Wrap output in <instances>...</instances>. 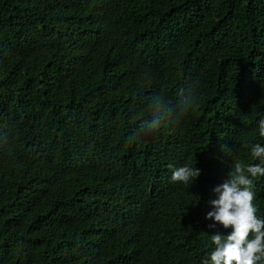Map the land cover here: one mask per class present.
Instances as JSON below:
<instances>
[{"label":"trees","instance_id":"1","mask_svg":"<svg viewBox=\"0 0 264 264\" xmlns=\"http://www.w3.org/2000/svg\"><path fill=\"white\" fill-rule=\"evenodd\" d=\"M190 86L186 117L143 131ZM260 119L264 0H0V264H202Z\"/></svg>","mask_w":264,"mask_h":264},{"label":"clouds","instance_id":"2","mask_svg":"<svg viewBox=\"0 0 264 264\" xmlns=\"http://www.w3.org/2000/svg\"><path fill=\"white\" fill-rule=\"evenodd\" d=\"M177 95L179 100L173 109L164 104L163 97L157 96L153 100L154 119L147 123L141 121L143 131H156L169 119L179 120L193 110L196 104L193 87L181 89ZM258 131L260 137H264V119L258 121ZM137 137L133 133L129 140ZM251 157L259 163L244 165L234 162L228 178L214 189L217 198L208 201L213 210L207 213L206 218L215 221L209 227L220 225L231 231L227 235L221 232L210 235L214 248L202 264H264V219L258 216V208L253 203V178L264 176V146L254 144ZM199 176V168L184 165L174 170L172 180L188 185Z\"/></svg>","mask_w":264,"mask_h":264}]
</instances>
